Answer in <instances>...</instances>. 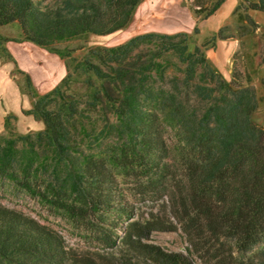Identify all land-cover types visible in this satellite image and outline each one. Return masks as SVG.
I'll return each instance as SVG.
<instances>
[{
	"label": "trees",
	"instance_id": "16d2710c",
	"mask_svg": "<svg viewBox=\"0 0 264 264\" xmlns=\"http://www.w3.org/2000/svg\"><path fill=\"white\" fill-rule=\"evenodd\" d=\"M142 1L0 0V28L16 23L21 30L14 38L0 31V55L15 62L6 43L29 41L64 57L67 70L47 93L27 75L34 97L27 113L44 128L20 133L15 116H7L0 172L23 171L28 185L32 177L75 200L74 212L102 247L71 248L57 229L0 203V263L264 264V128L254 117L256 88L236 74L224 77L206 53L217 39L237 36L224 26L191 48L186 32H142L82 59L58 46L125 29ZM224 2L216 0L206 16ZM241 2L264 12V0ZM76 75L87 78L86 100L71 92ZM130 163L149 176L153 193L169 190L163 209L141 213L131 200L116 171ZM175 229L183 230L190 252L152 240L156 230Z\"/></svg>",
	"mask_w": 264,
	"mask_h": 264
},
{
	"label": "rangeland",
	"instance_id": "374dc122",
	"mask_svg": "<svg viewBox=\"0 0 264 264\" xmlns=\"http://www.w3.org/2000/svg\"><path fill=\"white\" fill-rule=\"evenodd\" d=\"M182 1L186 4L183 7L181 5L180 9L183 8L182 10L187 14L188 12L194 14L196 20L189 33L191 48L196 44L203 45L213 37L219 28L224 26H226V33L237 36V38L227 40L217 39L216 45L209 46L206 53L218 72L224 77L231 80L233 74H236L244 86L252 85L256 88L259 104L254 117L257 124L264 128V12L258 11V9L246 10L241 0H225L214 13L206 16L207 9L211 8L216 0ZM238 5L240 6L238 7ZM246 14H249L258 23V26L245 20ZM136 21L137 19L134 20L133 25L109 35H85L68 42H60L58 46L69 51L78 59L87 58L90 57L91 51L98 47L114 46L126 42L135 33L144 32L141 26L144 22L135 26ZM151 24L152 27L157 25ZM166 29L170 28L166 27ZM0 31L10 38L21 36V30L16 23L4 25ZM11 45L17 47L16 49H21L19 51L27 49L25 43L12 42ZM52 55L49 52V56L52 57ZM4 67L6 66L0 60V74L4 72ZM51 67L53 69L55 65L52 64ZM13 78L11 73L7 79L10 81ZM24 79L25 77L21 73L15 75V80L18 82L24 83ZM86 79L85 76L76 75L71 89V92L79 94L84 100L88 99L91 92L86 84ZM58 80L59 78L53 84H56ZM12 123L16 131H21L20 133L36 132L43 127L41 122L30 116H23L22 113L19 122L13 119ZM18 123L20 128L17 126ZM2 127L0 124V132L3 130ZM166 137L169 145L173 147L177 139L170 128L166 131ZM123 165H120L116 171L122 186L130 194L131 200L139 207L140 212L147 214L151 210L163 209L169 190L153 193L148 184L149 176L139 166L135 167L131 163L129 167ZM30 180L31 186L23 176V171H18L15 175L0 172V203L23 210L24 213L35 217L43 224L57 229L71 248L81 252L102 250L91 225L74 212L72 205L78 204L75 200L63 194L61 197L55 196L46 188L38 185L40 182L37 183L34 178L30 177ZM151 237L154 242L167 249L190 252L188 241L181 229L156 230Z\"/></svg>",
	"mask_w": 264,
	"mask_h": 264
},
{
	"label": "crops",
	"instance_id": "0c3cea01",
	"mask_svg": "<svg viewBox=\"0 0 264 264\" xmlns=\"http://www.w3.org/2000/svg\"><path fill=\"white\" fill-rule=\"evenodd\" d=\"M185 4L186 2L182 0H143L137 6L133 21L130 25H133L134 20L137 19L135 26L144 22L141 25L144 29L143 33L151 31L162 33H176L181 31L190 33L191 26H194L196 20L194 14L190 12L187 14L182 10L183 8L180 9L181 5L183 7ZM151 23L157 25H153L152 27ZM166 27L170 29L167 30ZM139 33L142 32L135 33V35ZM12 42L25 43L27 44L26 48L28 50L23 49V52L19 51L21 49H16L17 47L15 46L13 47L11 45ZM6 45L16 60L14 62L8 57L0 55L1 62L6 66L4 67V72L0 74V124L3 126L2 132L6 131L7 116L14 115L15 117L13 119L19 122L21 113L23 116L27 115V117L30 116L32 119L41 122L43 125L41 129H43L44 122L34 118L35 116L32 114L27 113L28 110L32 109L34 101V97L26 90L27 75L30 76V80L36 91L39 93H47L66 75V59L56 53H52L53 55L50 57L47 49L29 41L9 40ZM27 59L28 61H26ZM52 64L55 65L53 69L51 67ZM11 73L14 78L9 81L7 78ZM17 73L24 75V83L15 80ZM57 78H59L58 82L53 84ZM17 126L20 128L19 123Z\"/></svg>",
	"mask_w": 264,
	"mask_h": 264
}]
</instances>
